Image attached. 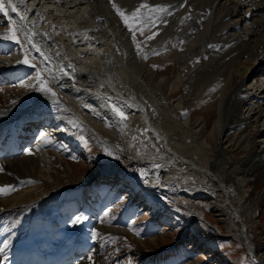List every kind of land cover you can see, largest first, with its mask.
I'll use <instances>...</instances> for the list:
<instances>
[{"label":"bare ground","instance_id":"bare-ground-1","mask_svg":"<svg viewBox=\"0 0 264 264\" xmlns=\"http://www.w3.org/2000/svg\"><path fill=\"white\" fill-rule=\"evenodd\" d=\"M113 4L128 15L133 32ZM142 4L148 7L141 8ZM161 7L164 11L157 10ZM5 8L8 15L0 13V38L12 40L11 30L20 41L18 58L11 63L31 65L34 74L27 81L39 72L55 91L37 103L56 102L84 121L100 143L117 151L110 158L118 165L111 170L124 172L128 167L122 163L140 164L143 154H155L156 166L175 177L176 187L189 188L178 193L182 204L190 210L210 207L253 261L264 264V251L253 240L258 237L260 202L255 194L264 182V145L257 142L264 137V0H5ZM155 32L159 35L148 40ZM158 53L175 65L174 78H163L149 67L148 58ZM6 62L0 57V69ZM89 87L92 92L95 87L102 90L98 96L90 95ZM176 92L181 97L173 103ZM23 94L6 95L5 104ZM90 96L99 100L93 103ZM33 102L24 109L21 102L5 105L0 124L24 113ZM200 102L213 111L210 127L204 117L193 122L184 117L190 105ZM114 107L125 113L126 120ZM133 148L142 154L136 155ZM43 153L0 162L4 171L0 181H31L29 187L0 199V211L35 206L108 171L104 160L109 156L104 157L103 148L86 156L85 164H73L63 152ZM58 166L64 174L58 173ZM162 240L154 239L153 245L160 247ZM99 243L95 253L78 264L108 262Z\"/></svg>","mask_w":264,"mask_h":264},{"label":"rangeland","instance_id":"rangeland-1","mask_svg":"<svg viewBox=\"0 0 264 264\" xmlns=\"http://www.w3.org/2000/svg\"><path fill=\"white\" fill-rule=\"evenodd\" d=\"M82 37L88 38L87 36H85V34H83ZM11 55H14L12 56L13 59H10V61L12 62V60H16L18 58L19 51L15 49L14 52L9 55V58L11 57ZM164 59H165V56L163 54L158 53V55H155V56L153 55L148 58V65L149 67L151 66L150 67L151 69H154L157 75L164 76L163 78L165 77L174 78L175 73H176V70H174L176 69L175 65L171 62H167ZM152 64H154L155 66ZM24 66H27V65H24ZM60 73H63V71H60ZM116 76L118 77L120 75H116ZM41 79L44 81L48 89H50L51 87L50 85H48L47 80L44 78H41ZM122 80H123V76L120 77L119 79H116V81L118 82ZM72 82H73V85L76 86V79L72 78ZM37 84H38L37 78L35 79L34 77L33 79H31V81L29 79V81L23 82V86H21V83L18 84L17 86H15L17 88L13 91L0 92V109L3 108L5 105L7 107H12L14 103H19V102L23 103L22 109H24L25 106L26 107L31 106L30 105L31 102L34 101L33 103H35L36 101L41 100V98L43 99V98L48 97L47 92L41 91L40 87L37 86ZM87 88L85 89L87 90ZM92 88L93 87L91 88L89 87L88 90L92 92ZM1 89H4V88H1ZM100 89L95 87V91L93 90L95 94H92L93 93L92 92L90 95L98 96L99 94L98 92H101L102 90ZM50 90L51 91L48 92V95L50 93H55V91H53L52 89ZM23 91H24V94L22 97L17 96L15 97L14 101H10L7 104H5L6 95L8 94L10 95L11 93L20 94ZM90 97H93V96H90ZM180 97H181V94H178V92H176L175 95L173 96V100L175 102L173 100L172 102L177 103ZM97 99L98 98L93 97L92 102L96 103ZM45 104L49 105V106L44 107L45 110L48 108L51 110L55 109L56 110L55 112L58 115L57 117H59V119H61L64 122L62 127L59 129V131L61 132V134L64 135L63 144L67 146L70 150L72 149V152H68V153H69V156L72 157L69 159L72 160L73 164H85L86 162H88L86 156L91 155V157H93L94 155L99 154V152L103 148V152L105 153L104 154L105 156L104 155L103 156L106 158H108L109 156L108 160H104L106 164L105 169H111L112 166L114 167L118 165L117 160L110 158L113 155L117 156L118 155L117 151H113L106 144L100 143V140H98L97 137H95L92 134L89 126L87 124H84L85 123L84 121L80 119H76L75 117L70 115L67 111L61 108V105L59 106L56 102L53 103V102L48 101ZM207 106L208 105L206 104L203 105V103H201V105L199 104L193 105V106L190 105L187 110V115L186 114L184 115L185 119L191 120V122H193V120L196 117H204V119H206L207 127H210L211 121L214 119L213 117L214 114H213L212 109L209 108L210 106H208V108ZM15 108H16L15 110L19 111L18 107H15ZM12 109H14V107ZM87 109L89 108L87 107ZM134 137H135V141H137L138 136H134ZM257 142H258V145L262 147L264 145V137L258 139ZM70 143H72L73 145H71ZM107 149L108 151H106ZM132 151H134L136 155L142 154V152L138 148H133ZM54 153L57 154L56 152ZM36 154L37 153L30 152V155L28 156L29 157L37 156ZM107 154H110V155H107ZM21 156H23V154L20 155V157ZM153 156L155 157V159ZM143 157H142L143 162L140 164L139 163L129 164L126 162L122 163L121 165L128 167L124 172L121 171L122 176L125 178H129L128 179L130 180L129 183H132V186L136 188V194L138 195L140 194V196H144V198L142 199L149 201V203L152 204V206L154 207L155 213L158 214V217L156 218H158L159 221H161L162 219L163 222H161V224L163 228L165 227L166 228L162 229L156 234H152V235L145 234L144 232H148V229H151L149 227L150 223L154 222L156 219L153 218L151 220L150 216L148 218L146 216L141 219L138 218L139 220L133 223L134 221L132 219L130 220L128 217H126L127 216L126 210H129L130 205H132V203L126 204L123 207V210L120 213L116 214L118 222L122 224L132 223V225H130L129 227H124V228H120V226L113 227L114 225L117 224V222L115 223L109 222L110 220L109 217L111 215L108 214L107 216L104 217V219L100 222V224L97 225L98 237H100L102 241L107 239V242H105L104 244L106 248L104 251L106 252V254H108L110 260L106 262L105 264H109L111 260L114 258V256L120 252L124 254L123 255L124 257L126 256L131 257L132 254L134 256L135 255L137 256L146 255L147 256L148 254L152 255L153 253H156V251H161V250H164L166 248L173 246L176 243V241L180 238H182L183 240L182 243L186 246V248L187 246L189 247L188 243H190V252H191L190 260L184 261L181 264H229V261H234L233 264H257L256 262L253 261V259L251 258V255L248 253V250L243 245L241 240H238L237 238H235L233 236L232 231L227 230L228 229L227 225L224 224L222 220L218 219L217 215L213 212V210L210 207L201 205V206H197L199 209L190 210L189 207L187 209L182 204V202L180 201L181 198L177 197L179 196L178 193L183 191L182 193L184 194L185 193L184 191L189 188L188 187L186 189L182 188L183 190H181L180 189L181 187L178 186V184L177 186L179 188L176 187L175 183L177 182H176L175 177L172 175H169L168 172L166 173L165 170L163 171L162 168H159L158 166H156L157 164H159V157H157L155 154H152V155L143 154ZM138 165H141V170L140 168H138ZM136 166H137V169H136ZM58 167L61 168L62 166H58ZM130 167H133L134 170L131 169ZM62 168L61 170L59 169V172H58L61 175L64 174V170H62ZM159 169L160 171H158ZM113 171H116V170H112L109 172L114 173ZM150 172L152 174H150ZM119 173H120V170H117V174ZM102 174L100 175V178L102 176L103 177L106 176L105 178L109 177L107 176V174L104 175L105 173H102ZM159 175H161V178ZM105 178L104 180H107ZM24 180H19V181H24ZM122 181L125 182V180H122ZM162 181L163 182L165 181V182L163 183ZM84 184L85 183H81V185H84ZM11 185L12 184L3 182L2 180L0 181V187L11 186ZM30 185H27L25 187H29ZM20 189H16L14 191H18ZM164 191L166 192L164 193ZM167 192L170 194H168ZM136 194L134 193L133 196H135ZM8 195H5L3 197H6ZM255 195L257 196V199L260 202H259L258 214L256 218V231H255L258 234V237L253 240L256 246L258 245L261 246L260 249L263 252L264 251V182H262L259 185V187L256 189ZM3 197H0V199H2ZM112 221H116V218L114 217ZM150 231H152V229ZM157 238L163 239L162 241H160L161 245L160 244L158 245L160 247H155V245H153V242H155L154 239H157ZM193 242L194 244L192 245Z\"/></svg>","mask_w":264,"mask_h":264},{"label":"snow or ice","instance_id":"snow-or-ice-1","mask_svg":"<svg viewBox=\"0 0 264 264\" xmlns=\"http://www.w3.org/2000/svg\"><path fill=\"white\" fill-rule=\"evenodd\" d=\"M144 7H148V5H143V4H142V5H141V8H144ZM113 8L115 9L117 15H119V16L121 17V20H122L123 23L125 24V27L128 28V30H129L130 32H133L134 29H133V27H132V24L129 23V17H128V15H127L125 12L121 11V9H120L119 7H117L115 4H113ZM11 10H12L13 12H15V11H16V8H15V7H12ZM157 10H158V11H164V9H163L162 7L159 8V9H157ZM137 11H139V10H137ZM0 13H4L5 16L8 15V12H7L6 8H5V0H0ZM132 17H133V20H135V19L138 18V17H136V14H135V13L132 14ZM149 19H150V18H149ZM19 30H20V31H23L22 28L19 29ZM141 34H143V33H141ZM156 35H159V33H158V32H155L153 35L148 36L147 39H148V40H152V39L155 38ZM10 38H11L15 43H17V44L20 43V41L16 38L15 33L12 32L11 30H10ZM26 38H27V37H26ZM32 47H35V45L33 44ZM209 47H213V46L210 45ZM36 50L39 51V49H36ZM23 62H24L25 64H28V60H27V59H25ZM197 62H199V61H197ZM29 66H31V65H29ZM37 81H38L37 86L40 87V90H41V91H44V92H50V89H48V87L46 86V84L44 83V81L41 79V77H40V73H39V72L37 73ZM21 86H23V82H21ZM51 94H52V95H55V93H51ZM113 111L116 113V115H117L121 120H126V115H125V113H124L122 110H120V109L114 107V108H113ZM25 154H30V151L26 152ZM0 171H2V169H0ZM13 188H14V186L0 187V195H8V194H10L11 191L13 190ZM104 215L107 216L108 213L105 212ZM81 222H82V218H75V219L73 220V224H79V223H81ZM92 235L95 236L96 233L93 232ZM89 260H91V257H89Z\"/></svg>","mask_w":264,"mask_h":264}]
</instances>
